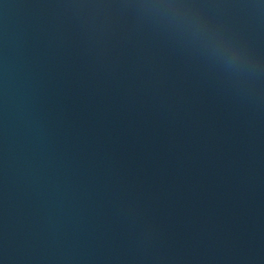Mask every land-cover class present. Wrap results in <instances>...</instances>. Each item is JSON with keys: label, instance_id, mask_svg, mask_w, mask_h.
Returning <instances> with one entry per match:
<instances>
[{"label": "water", "instance_id": "water-1", "mask_svg": "<svg viewBox=\"0 0 264 264\" xmlns=\"http://www.w3.org/2000/svg\"><path fill=\"white\" fill-rule=\"evenodd\" d=\"M0 264H264V0H0Z\"/></svg>", "mask_w": 264, "mask_h": 264}]
</instances>
